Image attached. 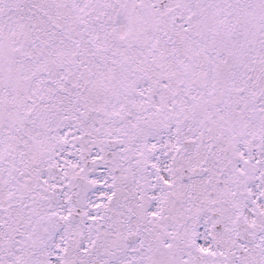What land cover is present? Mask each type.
Listing matches in <instances>:
<instances>
[{
  "label": "snow or ice",
  "instance_id": "obj_1",
  "mask_svg": "<svg viewBox=\"0 0 264 264\" xmlns=\"http://www.w3.org/2000/svg\"><path fill=\"white\" fill-rule=\"evenodd\" d=\"M0 264H264V0H0Z\"/></svg>",
  "mask_w": 264,
  "mask_h": 264
}]
</instances>
